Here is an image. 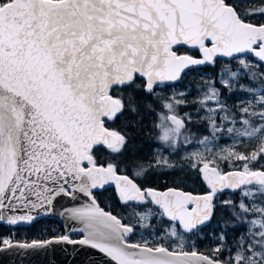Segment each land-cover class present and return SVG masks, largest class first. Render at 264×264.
I'll return each mask as SVG.
<instances>
[{
  "label": "snow or ice",
  "instance_id": "snow-or-ice-1",
  "mask_svg": "<svg viewBox=\"0 0 264 264\" xmlns=\"http://www.w3.org/2000/svg\"><path fill=\"white\" fill-rule=\"evenodd\" d=\"M53 214L0 252L264 264V0H0V226Z\"/></svg>",
  "mask_w": 264,
  "mask_h": 264
},
{
  "label": "water",
  "instance_id": "water-1",
  "mask_svg": "<svg viewBox=\"0 0 264 264\" xmlns=\"http://www.w3.org/2000/svg\"><path fill=\"white\" fill-rule=\"evenodd\" d=\"M62 203L67 202L63 201ZM41 219L55 220L63 230H65V225L67 224V221L56 214L43 216L39 220ZM19 226L27 227L30 225ZM102 259V256L96 250L81 247L74 252L73 246L62 245H53L48 249L42 250L15 249L0 252V264H88L89 260H94L96 264H101Z\"/></svg>",
  "mask_w": 264,
  "mask_h": 264
},
{
  "label": "trees",
  "instance_id": "trees-1",
  "mask_svg": "<svg viewBox=\"0 0 264 264\" xmlns=\"http://www.w3.org/2000/svg\"><path fill=\"white\" fill-rule=\"evenodd\" d=\"M165 178H156L153 177L150 180V183L154 185L163 186ZM98 199L101 202V206H107L112 208L115 205L113 194L111 189L108 191L98 193ZM115 211H122L118 206L114 207ZM63 232V228L56 222L51 219H41L36 221L34 224L24 227L18 226L11 228L9 226H0V235L9 236L11 235L17 241H31L33 239H45L48 238L53 231ZM73 238H79L76 235H73Z\"/></svg>",
  "mask_w": 264,
  "mask_h": 264
},
{
  "label": "rangeland",
  "instance_id": "rangeland-1",
  "mask_svg": "<svg viewBox=\"0 0 264 264\" xmlns=\"http://www.w3.org/2000/svg\"><path fill=\"white\" fill-rule=\"evenodd\" d=\"M230 143V141H228Z\"/></svg>",
  "mask_w": 264,
  "mask_h": 264
}]
</instances>
